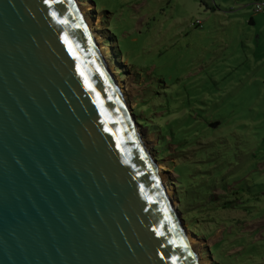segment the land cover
<instances>
[{
	"label": "water",
	"instance_id": "95a60500",
	"mask_svg": "<svg viewBox=\"0 0 264 264\" xmlns=\"http://www.w3.org/2000/svg\"><path fill=\"white\" fill-rule=\"evenodd\" d=\"M143 144L74 0H0V264H198Z\"/></svg>",
	"mask_w": 264,
	"mask_h": 264
},
{
	"label": "rangeland",
	"instance_id": "374dc122",
	"mask_svg": "<svg viewBox=\"0 0 264 264\" xmlns=\"http://www.w3.org/2000/svg\"><path fill=\"white\" fill-rule=\"evenodd\" d=\"M74 2L88 9L81 16L117 86L128 85L129 118L198 264H264V14L255 1Z\"/></svg>",
	"mask_w": 264,
	"mask_h": 264
},
{
	"label": "bare ground",
	"instance_id": "6f19581e",
	"mask_svg": "<svg viewBox=\"0 0 264 264\" xmlns=\"http://www.w3.org/2000/svg\"><path fill=\"white\" fill-rule=\"evenodd\" d=\"M83 9H82V11H81V14H84L85 12H86V10H88L86 7H82ZM107 56V55H106ZM111 73H112V71H111ZM118 80V79H117ZM120 86V87H119ZM119 89L121 90V92H123V94L125 95V96H122L121 95V93H120V95H121V97H122V99H123V101H125L124 100V98L125 99H127L128 98V94L126 93V91H128V90H126V86L128 87V85L127 84H123L122 82H120L119 81ZM119 90V91H120ZM126 90V91H125ZM130 91V90H129ZM129 95H131V94H129ZM144 145V144H143ZM144 148H145V146H144ZM147 151V150H146ZM148 153V152H147ZM161 168V170H162V168L163 167H160ZM164 169V168H163ZM163 177H164V175H163ZM166 193H168L167 195L169 196H172V193H171V189L168 187V190H167V192ZM171 198V197H170ZM196 257V256H195ZM200 264H205L203 261H201V263Z\"/></svg>",
	"mask_w": 264,
	"mask_h": 264
},
{
	"label": "built area",
	"instance_id": "2783aa9c",
	"mask_svg": "<svg viewBox=\"0 0 264 264\" xmlns=\"http://www.w3.org/2000/svg\"><path fill=\"white\" fill-rule=\"evenodd\" d=\"M255 11L264 14V5L261 0L255 1Z\"/></svg>",
	"mask_w": 264,
	"mask_h": 264
},
{
	"label": "trees",
	"instance_id": "16d2710c",
	"mask_svg": "<svg viewBox=\"0 0 264 264\" xmlns=\"http://www.w3.org/2000/svg\"><path fill=\"white\" fill-rule=\"evenodd\" d=\"M254 1H259V0H254ZM140 124H141V122H140ZM178 201H180V197H178V199H177Z\"/></svg>",
	"mask_w": 264,
	"mask_h": 264
}]
</instances>
